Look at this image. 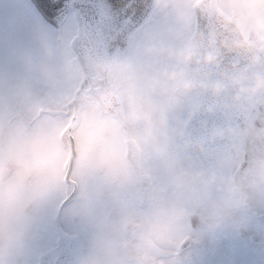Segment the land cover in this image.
<instances>
[{
  "label": "rangeland",
  "instance_id": "rangeland-1",
  "mask_svg": "<svg viewBox=\"0 0 264 264\" xmlns=\"http://www.w3.org/2000/svg\"><path fill=\"white\" fill-rule=\"evenodd\" d=\"M201 2L154 0L113 51L123 118L88 97L98 83L86 86L70 131L74 185L77 10L50 43L29 33L32 0H0V264H264V0H217L239 23L237 43L256 50L227 69L248 108L233 143L209 144L214 168L183 141L200 95L186 60Z\"/></svg>",
  "mask_w": 264,
  "mask_h": 264
},
{
  "label": "bare ground",
  "instance_id": "bare-ground-1",
  "mask_svg": "<svg viewBox=\"0 0 264 264\" xmlns=\"http://www.w3.org/2000/svg\"><path fill=\"white\" fill-rule=\"evenodd\" d=\"M207 1L202 0L197 7L196 31L193 36L192 49L188 51L186 60L190 68L189 86L196 87L200 95L193 116L183 135V141L189 151L196 153L204 166H212L214 168L213 156L210 155L211 153L209 154L208 150L209 144L214 142L233 143L236 135L235 133L233 134L230 125H236L237 122H241L244 117V111L248 108L247 99L236 90L239 87L237 83L234 84L235 87L233 85L226 87V82L221 80L220 73L225 66L231 67L230 65L233 64L236 66L251 59L256 47L254 40H252L253 43L248 42L246 48L237 43V41H245L244 36L239 34V32L242 33L239 23L234 19L236 27L234 29L231 22L232 19L219 9L221 17L216 18V20L215 18H210L211 24L209 21L207 23ZM37 2H42L45 7V3L53 1L37 0ZM148 2H151L150 8L153 7L154 0H64V7L58 19L62 21V18L76 8L79 30L77 37L72 43L74 51L82 60H79V63L84 68V78L88 71L87 64L97 65L100 69L102 68L103 59L99 57V53L106 43L111 42L114 38H118L120 43H123L122 41H125V44L130 42L132 32L137 28V24L134 22L141 10L149 5ZM112 20L114 23H111ZM232 31L237 38L233 37ZM231 40L233 44H237L233 48L234 52L232 53H230L229 46ZM97 46L101 47L98 51ZM222 57L223 60L220 59ZM99 74L102 73L100 72ZM97 78H100V76L92 77L90 79L91 84L101 82V79L98 80ZM94 79L96 80L94 81ZM83 82L84 80L75 94L74 106L79 100L83 102L86 98L94 96L103 111L110 110L123 118L121 108L118 109L117 103L112 101V95L106 87L103 89L102 86L100 90L91 87L90 90L94 91V94L90 92L87 97L86 87H83ZM128 144L129 157L137 168L136 172H138L139 149L133 145V142Z\"/></svg>",
  "mask_w": 264,
  "mask_h": 264
},
{
  "label": "water",
  "instance_id": "water-1",
  "mask_svg": "<svg viewBox=\"0 0 264 264\" xmlns=\"http://www.w3.org/2000/svg\"><path fill=\"white\" fill-rule=\"evenodd\" d=\"M151 2H148L149 5L144 7V9H142L141 12L139 13L136 21L134 22L135 24H137V26L140 25L142 23V21L148 15V13H149V11L151 9L150 8ZM207 11H208L207 12L208 13V17L206 19L207 23L209 21L210 24H211L210 18H215V20H216V18L218 19V17H221V14H220V12L218 10V7H217V0H208L207 1ZM214 25H215V23H214ZM239 34L241 36L243 35V33H240V32H239ZM122 42L123 43H120L118 41V38H114L113 40H111V42L106 43L103 46V49H101V52L99 53V55H100L99 57L101 59H103V66L101 68L102 70L97 65L96 66H92V65H88L87 64L86 67H87L88 71H87L86 77L83 79L84 80L83 87H86L89 83H91L90 79L92 78V74L93 73L99 74L101 72L102 74L98 75V76H100L101 82H95V83L99 84L98 89L100 90L102 88V86H103V89L106 87L108 92L112 96L114 95L115 88H114L113 67H112V53H113V51L115 49H118V48L122 49V48H124L126 46V44H125L126 42L125 41H122ZM79 59L81 60V58L78 57V61H79ZM227 68H228V66L224 67V69L221 72V75H222L223 80L226 82V84H230L231 85L229 77H228V72L229 71H227ZM97 71H99V72H97ZM90 97L95 99L94 96H90ZM113 97L117 100V97H115V95ZM117 102H118V100H117ZM118 104H119V102H118ZM81 105H82V101L79 100L76 103V105H75L74 118H73L71 124L69 125V127L67 129V135H68V137L70 139L71 158H70V161H69V164H68V168H67V172H66V179H67V181L73 183L74 185H75V182L71 179L70 174H71V170H72L73 161H74V158L76 156V149H75L74 139L71 136L70 131H71L72 127L76 123V120H77V117L79 115V111H80Z\"/></svg>",
  "mask_w": 264,
  "mask_h": 264
},
{
  "label": "snow or ice",
  "instance_id": "snow-or-ice-1",
  "mask_svg": "<svg viewBox=\"0 0 264 264\" xmlns=\"http://www.w3.org/2000/svg\"><path fill=\"white\" fill-rule=\"evenodd\" d=\"M63 7L64 0H56L50 7H41L37 0H32L27 11L29 33H39L50 43L60 42L67 31L58 19Z\"/></svg>",
  "mask_w": 264,
  "mask_h": 264
},
{
  "label": "crops",
  "instance_id": "crops-1",
  "mask_svg": "<svg viewBox=\"0 0 264 264\" xmlns=\"http://www.w3.org/2000/svg\"><path fill=\"white\" fill-rule=\"evenodd\" d=\"M230 264H234V260H230Z\"/></svg>",
  "mask_w": 264,
  "mask_h": 264
}]
</instances>
